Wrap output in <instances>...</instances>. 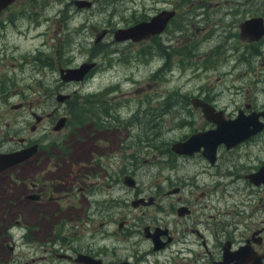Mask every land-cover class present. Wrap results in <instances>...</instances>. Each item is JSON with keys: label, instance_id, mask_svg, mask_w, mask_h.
<instances>
[{"label": "flooded vegetation", "instance_id": "flooded-vegetation-1", "mask_svg": "<svg viewBox=\"0 0 264 264\" xmlns=\"http://www.w3.org/2000/svg\"><path fill=\"white\" fill-rule=\"evenodd\" d=\"M16 5L31 19L38 13H53L60 36L72 31L78 34L76 42L84 50L73 51L70 58L82 52L80 63L93 62L92 68L78 81L55 79L61 89L71 88L75 82L88 85L91 79L93 97L69 132L75 134L81 160L78 164L71 162L70 173L60 181L53 176L52 167H42L38 162L54 157L53 145L46 141L48 128L56 131V120L66 116L61 129H69L68 113L59 114L46 126L41 122L45 116L52 119L57 107L44 115L31 104H12L11 109L21 111L23 118L18 120L19 135L9 132L12 144L5 149L3 98L10 93L3 90L0 79V152L36 144L27 156L0 168V264H21V249L25 247L34 251L23 264H36V251L43 264L54 257L59 264H264V70H258L256 64L262 56L264 33L255 38L242 30L250 19L264 20V0H13L0 10V16ZM138 25L144 26L138 36H124V31ZM208 36L212 41L225 42L224 53L212 48ZM94 42L100 45V51H89ZM203 45L206 47L202 50ZM52 46L61 60V39ZM149 54L154 59L151 62L142 58ZM126 56L136 60L138 72L101 86L100 75ZM216 57L221 67L217 77H226L227 81L232 77V83L237 80L232 87L226 86L225 101L219 99L223 92L208 85V66L212 67ZM244 72L254 73L256 80L238 77ZM260 81L262 84L257 85ZM107 92L118 94L115 99L129 112L123 122L102 126L117 112L116 106L103 98ZM146 98L153 100L151 107L159 118L140 122L136 116ZM199 101L222 112L225 119L236 122L241 114L244 125L262 126L237 144L218 141L208 149L207 141L192 152L175 151L174 144L217 126L206 117ZM171 113L182 114L186 125L181 129L174 125ZM155 126L178 135L173 139L163 137L157 143V135L152 132ZM137 128L144 135L135 142L130 131ZM69 133L64 136L66 141ZM42 147L43 155L38 158ZM152 158L154 162L146 164ZM128 160L138 166L140 175L112 170V165L127 164ZM26 162L31 163L28 177L22 169ZM149 168L155 178L151 187L144 188L141 183ZM255 172L262 173L252 181ZM88 177L97 178L98 187ZM118 187L129 189L130 195L113 197ZM5 189H12V195L4 196ZM86 189L92 194L98 191L103 198L99 202L102 224L113 221V228L100 235L98 244H84L98 236L78 235L77 221L82 219L75 211L62 222L74 223L60 234L59 246L54 245L58 237L51 238V233L38 243L32 231L42 226L41 220L46 223L48 213L45 208L40 214L37 205L46 206L54 199L71 202L83 196ZM22 191L26 192L21 198ZM22 200L31 203L33 217L27 223L19 208Z\"/></svg>", "mask_w": 264, "mask_h": 264}, {"label": "rangeland", "instance_id": "rangeland-1", "mask_svg": "<svg viewBox=\"0 0 264 264\" xmlns=\"http://www.w3.org/2000/svg\"><path fill=\"white\" fill-rule=\"evenodd\" d=\"M20 6H14L11 9L5 11V13L0 16V79L3 81V90L10 93V95H4L3 98V106L5 109V116L3 119L4 122V130H6L4 136L5 149H7L8 144H12L9 142V132H16V135H19L18 130L21 128L19 119H22L21 111L13 110L10 106L14 103L24 102L26 104H31V107L39 113L44 115L49 111H53L55 107L57 110L51 118L45 116L44 121L41 123H45L46 126L53 122L57 116L61 113L71 114L73 110H80L84 104L88 101H91L93 94V82L90 79L88 85L75 82L71 85V88L61 87L56 82V77H58V67L66 66V65H75L80 63L81 53H77V56L72 60H69L67 56H65V50L71 49V53L76 51L79 46H73L71 41L67 39L66 34L60 36L59 27H55V20L52 19L53 13H38L35 19H31L26 13L19 11ZM74 32V31H72ZM67 33V32H66ZM61 39L63 44V52H60L58 60L55 56V50L53 48V44L58 42ZM70 41V44H69ZM206 46H200L203 50ZM261 53L262 56L259 61H257V69L264 70V44H261ZM218 52H221L218 50ZM214 54V53H213ZM210 55V56H213ZM34 55H38L40 58H35ZM70 54H68L69 56ZM46 56H49L50 59H47ZM147 62H151L154 59L151 57L143 58ZM215 60L212 62V67L208 66V85H211L216 88V92H223L224 95L219 99L220 101L228 100V95L225 92L226 86L230 87L233 84L231 77L226 80V77L218 78V75H221V67L219 66V57L214 58ZM138 72V64L135 59L130 61H116L113 63L112 67L107 68L100 75V85L104 86L112 83L114 80L127 79L131 76L135 75ZM95 77V73L92 74ZM243 76V78L254 82L256 79L255 74L251 72H244L242 75H238V77ZM217 77V78H216ZM219 80V82H216ZM262 81L258 82L257 85L262 84ZM176 81L172 86H175ZM86 85V86H85ZM126 86V83L122 84ZM76 87V88H74ZM88 87H91L88 89ZM190 88L196 90L198 86L190 85ZM11 91H14L11 93ZM58 92L63 93H72V98L64 105L57 103L55 99V95ZM7 94V93H6ZM118 94H112L107 92L103 95V98L111 101L116 107L117 112L111 115V117L102 124L105 126L106 124L113 123L114 121H124L125 118L128 117V110L122 102L116 100ZM84 98V100H82ZM56 102V103H55ZM153 100L150 98H146L141 101L142 110L140 114H137L136 119L142 122L146 118H150L156 120L159 118V114L155 111L154 108L151 107ZM93 104V103H92ZM172 115V113H171ZM171 121L178 128H183L187 120L182 114H173L170 117ZM49 129V134L46 138L48 144H52V152H54V157L51 160L44 159L43 161L38 162V165L44 167L48 165L52 167L53 176H57V179L62 181L64 178H67L66 175L70 173L71 162L73 164H78L81 160L82 152L79 150L78 141H75V134H70L69 132L73 129L70 126L69 129H60L58 132L51 131ZM91 129V128H89ZM178 129V130H180ZM75 130V128H74ZM63 131H65L63 133ZM152 132L157 135L155 142L160 143L163 137L167 139H173L178 134L176 132H170L167 130L161 131L159 126H155L152 129ZM66 133H69L68 141L65 140ZM144 135V131H141L139 128L136 130L130 131V136L133 141L138 142V136ZM73 142V143H69ZM54 146H59L56 148ZM63 148V149H60ZM39 153L38 158L42 157L44 148ZM154 162V158L150 159L146 164ZM124 163V162H123ZM117 163L112 165V170L125 169L128 172L132 173V175H140L138 172V166L134 164L132 160H128L127 164ZM31 163L26 162L23 164V175L25 177L29 176V169ZM144 167V165H140ZM147 170L145 176L143 175V182L141 183L144 188L151 187V182L154 180V173L151 174L150 170ZM10 173L14 177L13 171ZM89 181L93 182L95 187L98 185L95 183L97 178H89ZM11 181L10 179H5V182ZM18 181V180H16ZM7 185V183H5ZM12 186V185H11ZM135 189L132 190V193ZM12 189H5L4 196L12 195ZM21 192V198L23 197V193ZM93 191L90 189H86L83 191V196H78L71 200V202H67L64 199H54L52 202L48 203L46 206L37 205L39 209V213L43 214V210L47 209V220L44 223V220H41V227L38 228L37 231H32L33 237H35L38 243H41L45 236V234L49 235L51 233V238L58 237L55 241V246H59V236L62 234L64 229L67 228V225H72L74 222H66L65 220H69L71 218V213L75 212L80 215V219L77 221V228L79 230V236H89V235H97L98 238L91 239L89 241H83L84 244H88L89 242L98 244L100 242V235H103L108 230L113 228L114 222H104V217L102 214H99V210L102 208L99 205V202L103 200L102 197L98 195V191L92 194ZM106 195V194H104ZM130 195V190L125 189L124 187H118L114 193L113 197H124ZM87 196H90L87 198ZM107 197V196H105ZM7 199V198H6ZM5 199V200H6ZM93 199V202L90 200ZM97 202V203H96ZM30 202L23 201L22 205L19 207L21 209L22 215L25 217V222L31 221L33 214L30 212ZM120 208V207H118ZM55 211L54 213H51ZM32 215V216H31ZM90 216V220L86 218ZM63 225V226H62ZM49 239V242L51 241ZM34 251L33 247H25L21 249V264L24 261H29L32 256L30 255ZM26 253L27 256H23ZM33 257L36 259V264H43L39 259L40 252L36 251ZM49 264H59V261L54 257V259Z\"/></svg>", "mask_w": 264, "mask_h": 264}, {"label": "water", "instance_id": "water-1", "mask_svg": "<svg viewBox=\"0 0 264 264\" xmlns=\"http://www.w3.org/2000/svg\"><path fill=\"white\" fill-rule=\"evenodd\" d=\"M12 1L13 0H0V10ZM150 27H153V25ZM143 30H144V26L138 25L135 26L134 28H131L129 30L127 29L126 31H124L125 32L124 36H135L137 34H140ZM242 30L246 33H251L255 38H259L264 33V25L262 24V19L258 17L246 21V23L242 25ZM93 64H94L93 62H82L76 66H61L58 68L59 77L61 80L64 81L81 80L83 79L85 74L92 68ZM64 98L65 97L61 94V92L57 93V95L55 96L56 100H63ZM198 104L202 106L203 112L206 115V117L216 122L217 126L215 128L208 129L207 131L194 133L186 141L174 144L173 149L175 151L192 152L193 150L197 149L200 144L205 145L207 141H208V149L210 148V145H214L218 141H225L228 144H232L235 142L236 139H244L248 137L250 134H252L258 128H261L262 126L261 124L259 125L258 123H257L258 125H253V126L244 125L242 123L243 121L240 120L244 118V116L241 114H239L236 117V122L234 120L225 119L222 115V112L215 111V109L210 104H207L204 101H199ZM66 119H67L66 116H60L54 124V129L55 130L61 129L65 125ZM35 149H36V144H33L32 148L27 147L24 149H19L8 153L0 152V168L18 162L19 160L30 154L29 153L30 150L34 151ZM261 173L262 172L252 173L251 180L255 181L257 178H259V174Z\"/></svg>", "mask_w": 264, "mask_h": 264}, {"label": "bare ground", "instance_id": "bare-ground-1", "mask_svg": "<svg viewBox=\"0 0 264 264\" xmlns=\"http://www.w3.org/2000/svg\"><path fill=\"white\" fill-rule=\"evenodd\" d=\"M262 19V24L264 23V20H263V18H261ZM264 25V24H263ZM66 37H67V39L68 40H70L71 41V43H72V45L73 46H79L78 47V49L76 50V51H78V50H80V51H83L84 50V47L83 46H80V45H78V43L76 42V39L79 37L78 36V34L77 33H74V32H67L66 33ZM86 37H89V35H86ZM208 40H210V41H208V43L212 46V48H214V49H217V50H220L221 51V54L222 53H224V51H225V46H224V41H212V38H211V36H208ZM70 41H69V44H68V46L69 45H71L70 44ZM71 49H66L65 50V56H67L68 58H69V60H72V58H70V55L68 56V54H71ZM89 51L90 52H98V51H100V45H97V42H94V43H92L91 45H90V47H89ZM146 57H151V58H153V56L151 55V54H149L148 56H146ZM146 57H142V58H146ZM134 58H129L128 56H126V57H124V58H121L119 61H122V62H125V61H130V60H133ZM248 62H245V64H247ZM94 72H92V74H93ZM59 93V92H58ZM65 98L63 99V100H56L57 101V103H59V104H66L71 98H72V93H61ZM57 95V94H56ZM55 95V96H56ZM91 97H93V94H92V96ZM92 100V99H91ZM91 101H88V102H86L85 104H84V106L80 109V110H73V111H76L77 112V117H79V116H81L82 114H83V112L85 111V109H86V106L90 103ZM56 103V102H55ZM73 114H72V112H71V116H72ZM76 117V118H77ZM186 119V118H185ZM187 120V119H186ZM241 141H243V139H236L235 140V142L233 143V144H237V143H239V142H241ZM134 176V175H133Z\"/></svg>", "mask_w": 264, "mask_h": 264}, {"label": "trees", "instance_id": "trees-1", "mask_svg": "<svg viewBox=\"0 0 264 264\" xmlns=\"http://www.w3.org/2000/svg\"><path fill=\"white\" fill-rule=\"evenodd\" d=\"M91 104H88L87 106H86V108L87 107H89ZM72 116H71V114L69 115V122H70V124H71V126L72 127H74L76 124H77V122H78V119H79V117H77V112L76 111H72ZM83 116V114L81 115V117ZM77 117V118H76Z\"/></svg>", "mask_w": 264, "mask_h": 264}]
</instances>
